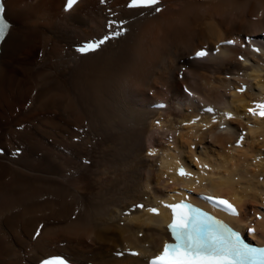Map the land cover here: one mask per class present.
Returning <instances> with one entry per match:
<instances>
[{
	"label": "bare ground",
	"instance_id": "6f19581e",
	"mask_svg": "<svg viewBox=\"0 0 264 264\" xmlns=\"http://www.w3.org/2000/svg\"><path fill=\"white\" fill-rule=\"evenodd\" d=\"M65 1L4 0L12 27L0 56V264L57 255L146 264L169 240L160 199L179 200L181 187L238 197L235 225L245 231L253 219L251 238L264 245V54L244 46L264 33V0H159V12L80 0L68 13ZM108 9L127 31L95 53L74 51L115 31ZM229 39L237 45L213 51ZM200 50L209 57L190 60ZM203 102L235 114L228 129L205 128ZM160 103L167 108L155 110ZM180 163L212 170L197 183L177 177ZM133 249L142 257L116 256Z\"/></svg>",
	"mask_w": 264,
	"mask_h": 264
},
{
	"label": "snow or ice",
	"instance_id": "6c2138e0",
	"mask_svg": "<svg viewBox=\"0 0 264 264\" xmlns=\"http://www.w3.org/2000/svg\"><path fill=\"white\" fill-rule=\"evenodd\" d=\"M77 0H67V8L71 9ZM159 0H130L129 8L133 9H151L154 12H159ZM4 5L0 2V40L6 38V30H10V25L4 17ZM127 21L110 20L108 28L115 31H110L109 35H105L99 40L89 41L80 47L79 53L94 52L102 48L106 42L112 38H118L123 35L127 29L124 25ZM225 45H237L235 40H227ZM219 52V47L216 48ZM260 52L259 48L255 49ZM210 55L208 50H200L195 53L197 59L207 58ZM243 61L244 57L241 56ZM243 91V89H241ZM262 109L260 115L264 116V105H258ZM209 112L212 109H208ZM248 112L255 116L256 110L249 108ZM231 119V114H227ZM241 136V141L243 140ZM181 175H185L184 169L180 171ZM208 200H213L208 197ZM215 203L223 206L226 210L238 214L236 208L227 200L219 199ZM140 207H143L140 205ZM166 207L173 212L174 219L168 226L171 236L174 240L172 243L164 245L163 252L156 256L151 264H264V248L250 247L244 244L240 234L228 228L221 221L201 212L199 209H193L192 205L181 202L178 204H169ZM156 212L157 209H150ZM254 232V229H250ZM42 264H50L48 260L42 261ZM58 264H66V261L59 260Z\"/></svg>",
	"mask_w": 264,
	"mask_h": 264
},
{
	"label": "rangeland",
	"instance_id": "374dc122",
	"mask_svg": "<svg viewBox=\"0 0 264 264\" xmlns=\"http://www.w3.org/2000/svg\"><path fill=\"white\" fill-rule=\"evenodd\" d=\"M90 4L93 5V6H95V5H96V4H95V0H92V1L90 2ZM62 6H63V4L60 5V8H59V9L57 8V10H56V11H57L56 14H59V13L61 12V9H62L61 7H62ZM40 63H41V62H40ZM179 75H181V73H180ZM180 77H181V76H180ZM180 87H181V89H183L182 86H180ZM263 99H264V98H263ZM31 104H32V103H31ZM20 127H22V126H19V127L17 128V130H19V131H23V130H20ZM23 129H24V128H23ZM94 138H95V136H94ZM95 139H97V138H95Z\"/></svg>",
	"mask_w": 264,
	"mask_h": 264
}]
</instances>
